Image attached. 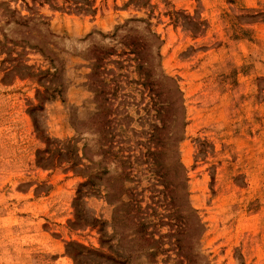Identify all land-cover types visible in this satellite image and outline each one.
Here are the masks:
<instances>
[{
    "label": "rangeland",
    "instance_id": "obj_1",
    "mask_svg": "<svg viewBox=\"0 0 264 264\" xmlns=\"http://www.w3.org/2000/svg\"><path fill=\"white\" fill-rule=\"evenodd\" d=\"M178 237L191 264H264V0H0V264H183Z\"/></svg>",
    "mask_w": 264,
    "mask_h": 264
},
{
    "label": "trees",
    "instance_id": "obj_2",
    "mask_svg": "<svg viewBox=\"0 0 264 264\" xmlns=\"http://www.w3.org/2000/svg\"><path fill=\"white\" fill-rule=\"evenodd\" d=\"M151 36H153L154 38H157L155 33L151 32L150 33ZM127 39H131L130 40V45L132 46V50L131 52L135 55V58L138 60L139 63H145L146 67L142 68L140 70H142L147 77V80H150L151 74L153 73V59H152V54L150 53V41L149 39L147 40H142L139 39L137 37H132V36H128L126 37ZM142 42V43H140ZM97 61V60H96ZM96 70L99 67L97 64L95 65ZM96 70H94V74H96ZM158 85L159 87L157 88V90L155 92H153V94L157 97L160 98V100H162V104L159 107V111L162 112V117H160V128L159 131L161 130L162 133L165 136V139H172L175 140L176 137L174 135L175 132L170 133L169 135V128H170V124L171 122H178L181 125V127L183 128L185 125V107H184V101H183V94L182 91L180 90L176 80L172 77H169L167 75H165L164 73L161 74V78L158 81ZM152 94V95H153ZM105 101V100H104ZM102 103V102H101ZM109 107L105 104L102 103L100 105V113L102 115L108 113ZM34 120V119H33ZM34 126L36 127V123L34 120ZM109 127L110 124L109 122H104V123H99L98 125V130L100 132V152L101 155L104 158H107L111 155L113 156H117V152H115L112 148H114V146L112 145V140H110L108 138V133H109ZM154 130V128H153ZM157 130V127H155V131ZM176 134V133H175ZM150 136L152 137V139H154V134L153 132L150 134ZM159 137H161V135H158V139ZM160 147L162 149H165L167 147V142L163 141V138L161 139V144ZM159 150V151H160ZM73 151H68L67 154H70ZM153 154H155V151H151ZM72 154V153H71ZM74 155V153H73ZM179 162V161H178ZM74 164L75 161H73ZM179 166L182 168L181 163H178ZM171 185H173L171 179H165V183H164V187L168 188L169 190V198L172 200L175 197V200L177 202H179V195L177 194V196L175 195V190L171 187ZM170 187V188H169ZM133 209L130 208L128 210V212H131ZM184 208L182 207V204L179 205V203L177 204V212L178 216L181 217L183 212H184ZM183 217V216H182ZM185 226V223H184ZM201 227V223L200 221L197 219V222L195 224V228H193V232H199V229ZM185 229V227L183 228V230ZM177 247L179 250V255H181L184 259L183 264H191L193 263L194 260V256L190 255L189 251H188V246L186 248L185 245V241H183L182 237H178L177 238ZM109 256H112V258L114 260H117L119 257L117 255H112L110 254ZM118 261V260H117Z\"/></svg>",
    "mask_w": 264,
    "mask_h": 264
}]
</instances>
